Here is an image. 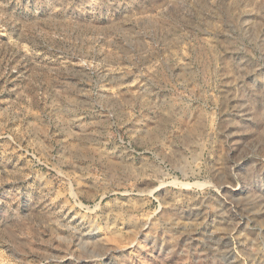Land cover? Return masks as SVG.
<instances>
[{
	"label": "rangeland",
	"instance_id": "rangeland-1",
	"mask_svg": "<svg viewBox=\"0 0 264 264\" xmlns=\"http://www.w3.org/2000/svg\"><path fill=\"white\" fill-rule=\"evenodd\" d=\"M0 264H264V0H0Z\"/></svg>",
	"mask_w": 264,
	"mask_h": 264
}]
</instances>
